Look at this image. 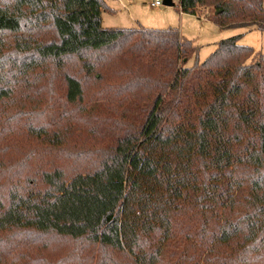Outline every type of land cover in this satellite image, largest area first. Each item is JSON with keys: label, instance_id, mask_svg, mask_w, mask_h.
Segmentation results:
<instances>
[{"label": "trees", "instance_id": "obj_1", "mask_svg": "<svg viewBox=\"0 0 264 264\" xmlns=\"http://www.w3.org/2000/svg\"><path fill=\"white\" fill-rule=\"evenodd\" d=\"M179 5L264 32V0ZM103 11L0 0V264H264V53Z\"/></svg>", "mask_w": 264, "mask_h": 264}, {"label": "rangeland", "instance_id": "obj_2", "mask_svg": "<svg viewBox=\"0 0 264 264\" xmlns=\"http://www.w3.org/2000/svg\"><path fill=\"white\" fill-rule=\"evenodd\" d=\"M155 0H105L110 12H102L104 29H152L178 30L184 38L192 41L199 48L198 62H205L216 50L218 44L226 39L241 36L239 44L252 47L256 53H264V32L256 27L251 29H220L213 21L202 16L181 12L179 0L173 6L155 8ZM207 17V16H206ZM196 59L190 61L194 65Z\"/></svg>", "mask_w": 264, "mask_h": 264}, {"label": "built area", "instance_id": "obj_3", "mask_svg": "<svg viewBox=\"0 0 264 264\" xmlns=\"http://www.w3.org/2000/svg\"><path fill=\"white\" fill-rule=\"evenodd\" d=\"M152 7H160L162 6L161 0H155L154 2L151 3Z\"/></svg>", "mask_w": 264, "mask_h": 264}, {"label": "water", "instance_id": "obj_4", "mask_svg": "<svg viewBox=\"0 0 264 264\" xmlns=\"http://www.w3.org/2000/svg\"><path fill=\"white\" fill-rule=\"evenodd\" d=\"M164 4H165V6H168V7L174 5L173 0H165V3Z\"/></svg>", "mask_w": 264, "mask_h": 264}, {"label": "crops", "instance_id": "obj_5", "mask_svg": "<svg viewBox=\"0 0 264 264\" xmlns=\"http://www.w3.org/2000/svg\"><path fill=\"white\" fill-rule=\"evenodd\" d=\"M175 2V0H173ZM152 6V5H151ZM161 7V6H160ZM160 7H155V8H160Z\"/></svg>", "mask_w": 264, "mask_h": 264}]
</instances>
